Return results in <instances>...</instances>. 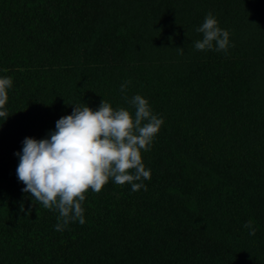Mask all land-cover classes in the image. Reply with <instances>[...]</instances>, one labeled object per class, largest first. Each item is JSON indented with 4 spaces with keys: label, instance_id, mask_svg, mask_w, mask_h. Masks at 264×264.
I'll return each instance as SVG.
<instances>
[{
    "label": "trees",
    "instance_id": "1",
    "mask_svg": "<svg viewBox=\"0 0 264 264\" xmlns=\"http://www.w3.org/2000/svg\"><path fill=\"white\" fill-rule=\"evenodd\" d=\"M209 13L227 52L194 47ZM4 77L0 264H264V0H0ZM135 95L164 121L147 190L110 180L56 231L18 180L24 140L102 99L134 114Z\"/></svg>",
    "mask_w": 264,
    "mask_h": 264
},
{
    "label": "clouds",
    "instance_id": "2",
    "mask_svg": "<svg viewBox=\"0 0 264 264\" xmlns=\"http://www.w3.org/2000/svg\"><path fill=\"white\" fill-rule=\"evenodd\" d=\"M195 31L202 34L194 44L196 50L227 52L229 32L218 26L211 13ZM130 83L120 86L121 93ZM12 85L10 77L0 78V118L5 120ZM129 103L134 114L124 108L113 109L103 99L96 111L85 104L74 106L71 115L56 122L49 139L26 138L22 154H16L17 177L25 185L22 191L45 209L59 213L56 231L62 232L76 221L83 225L82 204L87 193H100L110 180L121 186L129 184L132 191L147 190L143 181L151 178V172L145 168L142 151H150L164 121L153 114L142 96H133ZM244 227L255 235L251 220Z\"/></svg>",
    "mask_w": 264,
    "mask_h": 264
}]
</instances>
